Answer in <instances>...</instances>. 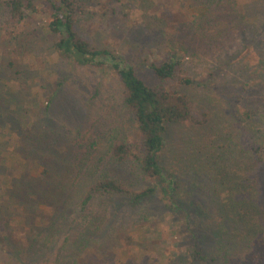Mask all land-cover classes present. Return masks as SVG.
Segmentation results:
<instances>
[{"label":"rangeland","instance_id":"374dc122","mask_svg":"<svg viewBox=\"0 0 264 264\" xmlns=\"http://www.w3.org/2000/svg\"><path fill=\"white\" fill-rule=\"evenodd\" d=\"M5 1L0 264H79L91 250L87 264H264V46L240 34L231 47L205 44V0H82L81 33L127 58L147 85H156L150 65L180 52L170 87L207 115L201 127L170 126L163 177L143 179L110 157L114 142L138 138L119 79L59 55L44 0L18 27L7 22ZM263 16L255 27L264 44ZM210 71L214 91L180 80L207 82ZM108 176L156 191L137 205L103 194L84 206L89 187ZM195 249L205 261L194 260Z\"/></svg>","mask_w":264,"mask_h":264},{"label":"trees","instance_id":"16d2710c","mask_svg":"<svg viewBox=\"0 0 264 264\" xmlns=\"http://www.w3.org/2000/svg\"><path fill=\"white\" fill-rule=\"evenodd\" d=\"M44 1L50 17L47 30L51 35L57 36L54 48L59 55L80 66L108 69L122 84V102L134 118L138 138L135 142L133 140L114 142L110 146V157L118 164L131 166L143 179L160 180L165 171L161 153L165 148L170 126L179 124L196 128L204 126L207 121V115H201V111L190 96L170 87V82L178 79L182 54L175 52L159 64L152 63L150 69L156 77V85L149 86L138 76L136 68L127 58L120 56L116 50L96 47L81 33L77 15L82 0ZM204 2L207 8H201V12L205 16L203 25L205 44L211 46L217 40L221 47L226 48L225 45L231 47L229 44L231 34L236 36L240 34L242 37H248L254 45L264 46L261 40H258V28L255 27L258 23V15L264 14V3L245 9V1L205 0ZM1 9L6 12L7 22L18 27L25 23L31 14L37 12L36 0H6L2 3ZM243 12L246 16H241ZM214 32L216 33L213 34ZM221 35L223 37H220ZM214 75V72L210 71L207 82L203 83L190 78H180V80L186 85H196L214 91L217 87L213 82ZM112 178L108 176L91 185L85 194L84 206L94 196L103 194L128 197L134 205H137L146 198L152 197L156 191L154 187L137 191L125 185L124 181ZM178 207L181 208L179 205ZM201 210V208L200 211L197 208L194 210L196 218L199 217ZM193 227L195 226H191L190 231L196 238L200 227H195L196 230ZM28 251L30 252V248ZM194 253L195 261H205V256L200 250L195 249ZM88 255L91 260L95 252L91 250ZM89 260L82 257L79 259V264H87Z\"/></svg>","mask_w":264,"mask_h":264}]
</instances>
